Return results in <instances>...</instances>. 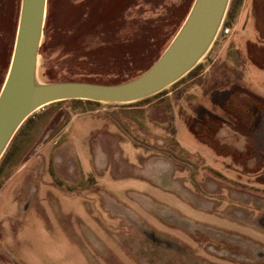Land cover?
Instances as JSON below:
<instances>
[{"label":"rangeland","instance_id":"374dc122","mask_svg":"<svg viewBox=\"0 0 264 264\" xmlns=\"http://www.w3.org/2000/svg\"><path fill=\"white\" fill-rule=\"evenodd\" d=\"M193 1L47 0L38 80L139 75ZM20 2L0 0V79ZM234 8L197 75L21 124L0 172V264H264V0Z\"/></svg>","mask_w":264,"mask_h":264},{"label":"water","instance_id":"95a60500","mask_svg":"<svg viewBox=\"0 0 264 264\" xmlns=\"http://www.w3.org/2000/svg\"><path fill=\"white\" fill-rule=\"evenodd\" d=\"M230 0H194L178 31L142 73L120 83L37 78L47 0H21L12 54L0 88V158L21 124L60 100L126 103L155 94L190 71L220 31Z\"/></svg>","mask_w":264,"mask_h":264},{"label":"trees","instance_id":"16d2710c","mask_svg":"<svg viewBox=\"0 0 264 264\" xmlns=\"http://www.w3.org/2000/svg\"><path fill=\"white\" fill-rule=\"evenodd\" d=\"M239 0H234V2H233V7L232 8H230L229 10H228V13H227V15H226V17H225V20H224V23L223 24H229L230 22H231V20L234 18V6L236 5V3L238 2ZM260 30V29H259ZM40 48H41V46H40ZM39 51H40V49H39ZM202 68H203V65H202V63H197L190 71H188L187 72V74H193V75H197L201 70H202ZM4 76H5V70L3 71V73H2V77H1V79H0V86H1V84H2V81H3V78H4ZM137 76V75H136ZM136 76H134V77H136ZM134 77H131V78H129V79H132V78H134ZM129 79H127V80H129ZM127 80H124V81H127ZM179 80V79H178ZM124 81H120V82H124ZM120 82H118V83H120ZM238 97V96H237ZM146 98V97H145ZM229 98V97H228ZM229 99H231V98H229ZM69 101H71V102H76V101H83V99H68ZM224 99H222V101H223ZM232 100H234V99H232ZM232 100L230 101L231 102V104H232ZM85 101H90V102H98V101H94V100H87V99H85ZM225 101V100H224ZM55 102H58V101H55ZM53 103V102H52ZM50 104V103H49ZM223 104H225L224 102H222L221 103V105H223ZM232 106V105H231ZM33 114V113H32ZM32 114L31 115H29L28 117H27V119L25 120V121H27V120H29L30 118H31V116H32ZM24 121V122H25ZM22 126V125H21ZM19 130H20V127H19V129L17 130V132L15 133V135L13 136V138H12V140L10 141V143H9V145L7 146V148H6V150H5V152L3 153V155L1 156V158H0V172L2 171V169H5V167H6V165H8V163H10L12 160H14L15 158V156H14V154L12 153L11 155H10V160H8L7 158H8V155H9V151H10V148H11V144H12V142L14 141V138L16 137V134L19 132Z\"/></svg>","mask_w":264,"mask_h":264},{"label":"flooded vegetation","instance_id":"af4514ba","mask_svg":"<svg viewBox=\"0 0 264 264\" xmlns=\"http://www.w3.org/2000/svg\"><path fill=\"white\" fill-rule=\"evenodd\" d=\"M232 99H229L228 97L225 99V102H226V104L228 103V105H233V101L234 100H232V104H231V101ZM246 100H248L247 102L249 103V102H251L252 101V99H250V98H247V99H245V98H242V97H237V99L235 100V105H237L238 106V108H243L244 107V105L246 104ZM263 100H264V98H263ZM254 105H255V109H257V110H261L260 108H259V106H258V102L257 101H255V103H254ZM240 111H244V109H241ZM244 134V133H243Z\"/></svg>","mask_w":264,"mask_h":264},{"label":"built area","instance_id":"2783aa9c","mask_svg":"<svg viewBox=\"0 0 264 264\" xmlns=\"http://www.w3.org/2000/svg\"><path fill=\"white\" fill-rule=\"evenodd\" d=\"M230 27L229 26H224L223 28L221 27V31H223L224 34H227L230 32Z\"/></svg>","mask_w":264,"mask_h":264}]
</instances>
